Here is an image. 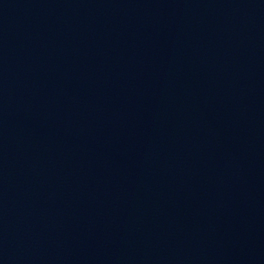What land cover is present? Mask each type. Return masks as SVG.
Returning a JSON list of instances; mask_svg holds the SVG:
<instances>
[{
    "label": "water",
    "instance_id": "95a60500",
    "mask_svg": "<svg viewBox=\"0 0 264 264\" xmlns=\"http://www.w3.org/2000/svg\"><path fill=\"white\" fill-rule=\"evenodd\" d=\"M0 264H264V0H0Z\"/></svg>",
    "mask_w": 264,
    "mask_h": 264
}]
</instances>
